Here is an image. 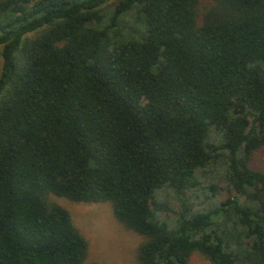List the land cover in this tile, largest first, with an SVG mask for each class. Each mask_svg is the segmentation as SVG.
I'll list each match as a JSON object with an SVG mask.
<instances>
[{"label":"trees","instance_id":"16d2710c","mask_svg":"<svg viewBox=\"0 0 264 264\" xmlns=\"http://www.w3.org/2000/svg\"><path fill=\"white\" fill-rule=\"evenodd\" d=\"M263 148L264 0H0V264H85L51 195L111 204L138 264H264Z\"/></svg>","mask_w":264,"mask_h":264},{"label":"rangeland","instance_id":"374dc122","mask_svg":"<svg viewBox=\"0 0 264 264\" xmlns=\"http://www.w3.org/2000/svg\"><path fill=\"white\" fill-rule=\"evenodd\" d=\"M253 166L264 171V148L257 152ZM207 178H200V180L206 181ZM213 178L216 179H211L210 184H214L217 187V200L223 201L235 194L227 183L222 171H220L219 177L213 176ZM208 181L202 184L208 185ZM197 195L200 200H206L211 196L209 193L200 192H197ZM159 197V201L164 204L167 203L171 211H163L162 217L173 218V212L179 211L180 204L178 201H174L170 192H163ZM193 197V199H196L197 196ZM49 199L70 212L74 225L88 241L89 256L85 264H138V248L145 241V238L127 230L120 224L114 217L111 204L74 203L52 195ZM191 264L212 263L201 254L195 253L191 258Z\"/></svg>","mask_w":264,"mask_h":264}]
</instances>
